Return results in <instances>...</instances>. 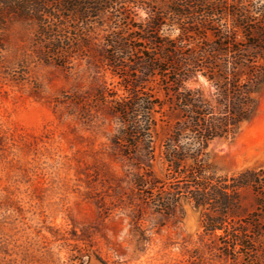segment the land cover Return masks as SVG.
Wrapping results in <instances>:
<instances>
[{
  "label": "trees",
  "instance_id": "trees-1",
  "mask_svg": "<svg viewBox=\"0 0 264 264\" xmlns=\"http://www.w3.org/2000/svg\"><path fill=\"white\" fill-rule=\"evenodd\" d=\"M104 17L102 64L123 91L110 96L122 126L114 143L145 171L136 188L159 214L192 205L233 264H264V168L219 175L208 152L257 109L264 0H0V53L10 25H34L42 62L69 67L88 55ZM200 77L215 99L187 86Z\"/></svg>",
  "mask_w": 264,
  "mask_h": 264
},
{
  "label": "rangeland",
  "instance_id": "rangeland-1",
  "mask_svg": "<svg viewBox=\"0 0 264 264\" xmlns=\"http://www.w3.org/2000/svg\"><path fill=\"white\" fill-rule=\"evenodd\" d=\"M104 18L88 55L69 67L42 62L34 25L2 34L0 264H233L192 205L159 214L136 188L145 171L114 143L122 126L110 96L123 91L102 64ZM187 86L215 99L203 77ZM256 99L236 137L210 143L217 174L264 168V84Z\"/></svg>",
  "mask_w": 264,
  "mask_h": 264
}]
</instances>
